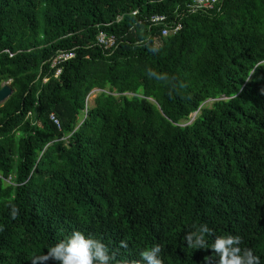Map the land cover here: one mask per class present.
<instances>
[{"label":"trees","instance_id":"trees-1","mask_svg":"<svg viewBox=\"0 0 264 264\" xmlns=\"http://www.w3.org/2000/svg\"><path fill=\"white\" fill-rule=\"evenodd\" d=\"M189 4L0 0V264H43L76 230L126 241L121 260L160 244L164 264H209L184 240L202 223L264 264V0Z\"/></svg>","mask_w":264,"mask_h":264},{"label":"clouds","instance_id":"clouds-1","mask_svg":"<svg viewBox=\"0 0 264 264\" xmlns=\"http://www.w3.org/2000/svg\"><path fill=\"white\" fill-rule=\"evenodd\" d=\"M149 75L156 76L150 71ZM163 78L164 76H157ZM10 217L16 220L19 216V207L9 202ZM214 236L213 230L206 223L194 226V230L184 236V240L190 249H208L215 253L218 260L209 264H260V257L253 249L241 247L242 237L236 235L215 236L209 246L208 238ZM128 248L126 241H121L118 248H110L102 240L85 236L79 230L51 246L42 257L43 264H164L161 258L162 245L154 244L140 252L139 260L118 259L119 250Z\"/></svg>","mask_w":264,"mask_h":264},{"label":"built area","instance_id":"built-area-1","mask_svg":"<svg viewBox=\"0 0 264 264\" xmlns=\"http://www.w3.org/2000/svg\"><path fill=\"white\" fill-rule=\"evenodd\" d=\"M221 0H190V4L187 6L190 10H200V9H211L214 5L218 4ZM135 13V12H134ZM166 17L164 15H151L150 16V22L153 24H158L161 22H165ZM179 28L178 24H173L171 27L163 26L160 29L161 35L171 34L175 32ZM95 44L98 47H101L102 50H110V48L114 47L116 45V37L113 35L105 34L104 32H98L95 36ZM74 52H68V53H60L52 62H51V68H57L61 66V64L72 60L74 57ZM61 74V70L57 69L54 75V78H57ZM46 82V80H44ZM50 119L53 121L55 126L58 128L59 123L57 120V117L51 113Z\"/></svg>","mask_w":264,"mask_h":264},{"label":"water","instance_id":"water-1","mask_svg":"<svg viewBox=\"0 0 264 264\" xmlns=\"http://www.w3.org/2000/svg\"><path fill=\"white\" fill-rule=\"evenodd\" d=\"M12 94V90L9 87V83L0 85V104H2Z\"/></svg>","mask_w":264,"mask_h":264},{"label":"rangeland","instance_id":"rangeland-1","mask_svg":"<svg viewBox=\"0 0 264 264\" xmlns=\"http://www.w3.org/2000/svg\"><path fill=\"white\" fill-rule=\"evenodd\" d=\"M7 83H9V82H7ZM1 85H2V84H1ZM96 92H97V91H95V90H92V91L89 92L88 96L86 97V101H87V103H90V100L92 99L93 95H94ZM212 102H213L212 100H208V101L204 102L203 105H210ZM194 116H195V114L190 115V116H189V119L192 120Z\"/></svg>","mask_w":264,"mask_h":264}]
</instances>
